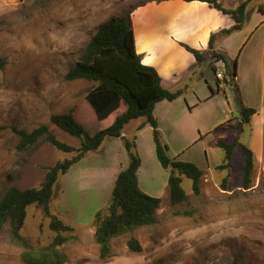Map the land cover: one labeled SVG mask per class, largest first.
Wrapping results in <instances>:
<instances>
[{
  "label": "rangeland",
  "instance_id": "obj_1",
  "mask_svg": "<svg viewBox=\"0 0 264 264\" xmlns=\"http://www.w3.org/2000/svg\"><path fill=\"white\" fill-rule=\"evenodd\" d=\"M156 1H0V199L12 187H40L49 169L77 155L60 151L46 141L19 150V137L12 127L31 132L48 125L60 141L79 148L80 139L50 122L53 114L73 112L91 136L109 126L86 100L96 83L68 81L66 74L80 60L100 25L113 17H132L135 9ZM219 1L229 9L237 8L244 0ZM193 4L202 3H191L185 7V13L174 15L162 10L159 15H149L147 20L152 22L151 28L165 31L171 40V29L184 26L197 9ZM257 5L264 7V0H254L250 7L256 9ZM139 19L136 14L137 33ZM197 20L200 27L202 17L198 14ZM136 121L127 127L126 133L132 131ZM231 122L225 126L235 125ZM186 126L194 130V123ZM162 129L163 141L171 146L170 158L194 163L203 172L199 194L193 191L192 180L183 176L182 187L188 200L176 206L170 204L171 171L162 167L156 148L150 151L148 147L155 145L153 132L149 138L145 133L134 151L144 161L141 187L153 186L149 190L152 197L161 199L159 222L133 231L122 227L110 237L102 257L95 217L101 210L102 218L109 214L118 175L116 166L129 159L125 141L107 138L102 148L88 153L67 173L60 174L50 215L43 206L31 205L22 239H13L9 226H5L0 233V264H28L33 257L52 263L56 256L62 259L61 264H264V167H254L250 188L245 189V154L241 146L234 150L231 167L222 170L217 167L223 164V149L210 147L208 141L182 149L181 139L176 141L172 137L168 124L162 123ZM130 137L133 144L134 138ZM248 137L246 131L238 142L245 145ZM53 217L73 228L62 232L66 239L62 245L54 243L57 234L50 227ZM132 238L142 246L141 252L129 248Z\"/></svg>",
  "mask_w": 264,
  "mask_h": 264
},
{
  "label": "trees",
  "instance_id": "obj_2",
  "mask_svg": "<svg viewBox=\"0 0 264 264\" xmlns=\"http://www.w3.org/2000/svg\"><path fill=\"white\" fill-rule=\"evenodd\" d=\"M16 1L24 2L25 0ZM183 1L205 2L212 8L230 15L235 24L220 32V34L229 35L243 28L248 16V9L253 0H245L235 9L224 8L218 0ZM259 10L264 12V7H260ZM215 36H211L210 48H213ZM183 46L198 61L201 62L206 59L201 51L186 44ZM214 56L226 61L222 54H214ZM236 66L237 63L234 61L232 66L227 67L226 75L230 80H235L237 76ZM66 79L68 81L86 80L96 83L88 91L86 100L97 111L101 120L108 121L109 126L91 136L75 118L73 112L53 114L50 117V122L66 133L80 139L81 146L79 148L60 141L50 131L48 125H41L31 132L12 127V130L19 137V150H25L41 141H46L60 151L77 152V155L71 159L58 162L49 169L40 187L26 190L12 187L4 193L0 199V233L8 225L10 236L13 239H22L21 232L26 222L28 208L31 205H41L48 215L51 214L50 203L54 186L60 174L67 173L88 153L99 150L107 138H122L125 126L132 120L139 118H145V124H149L153 128V141L158 160L163 168L171 171L168 178L170 204L176 206L188 200V195L182 187L183 176L191 179L193 191L196 194L200 193L203 172L194 163L170 158L169 147L161 138L159 122L154 115L157 103L164 100L174 101L182 95L183 90L172 92L166 89L162 85V78L158 71L154 67L142 63L141 57L136 51L134 26L130 14L113 17L99 26L87 44L80 60L68 70ZM236 100L240 108L241 125L250 123L251 118L256 114V110L246 107L238 94ZM239 128L241 129V127ZM122 139L125 141L128 151L129 164L116 177L108 208L109 214L102 218L101 210L95 217L98 227V242L102 245V257L105 256L110 237L118 234L122 227L133 231L141 227L156 225L159 222L157 213L161 199L152 197L141 190L138 171L142 159L134 151L136 148L135 141L132 144L128 139ZM217 146L225 151L223 164L217 167L222 170L231 167L234 150L241 146L240 148L245 154L243 186L245 189H249L255 167L253 152L245 145L240 144L238 139L233 142L219 141ZM225 182L226 179L223 183L224 190H226ZM50 227L57 234L54 239L56 245H62L66 242L62 232L73 231L72 227L64 224L58 217H53ZM128 246L134 252L142 251V246L135 238L130 240ZM54 259V262L49 263L33 257L28 264H61L60 256H56Z\"/></svg>",
  "mask_w": 264,
  "mask_h": 264
},
{
  "label": "crops",
  "instance_id": "obj_3",
  "mask_svg": "<svg viewBox=\"0 0 264 264\" xmlns=\"http://www.w3.org/2000/svg\"><path fill=\"white\" fill-rule=\"evenodd\" d=\"M218 2L220 3L219 0ZM191 3L202 4L200 6L193 4L197 9H194L192 16L186 19L184 26L177 25L171 29L169 35L171 40L167 39L165 31L157 30L156 27L151 28L152 22L147 20L149 15L155 13L159 15L162 10L173 15L175 12L185 13V7ZM259 8L260 5H257L256 9L250 7L243 28L229 35L220 32L235 24L232 17L205 2L156 1L135 9L132 16L135 45L142 63L158 71L162 85L166 89L172 92L183 90L182 95L176 100H164L156 104L154 115L159 122L161 138L165 130L162 129V123L168 124L173 131L172 137L177 138L176 141L181 139L182 149L201 141H208L212 148L218 147L219 141L233 142L236 139L239 141L241 135L249 131L250 137L245 146L253 152L255 166L264 167V12ZM136 14L140 16L139 33L134 23ZM197 14L202 17L200 27L197 26ZM212 35L216 36L213 48H210ZM183 44L201 51L206 59L198 61ZM214 54H222L226 61ZM234 61L237 63V76L235 80H230L226 75L227 67L232 66ZM219 71L224 72V80L217 78L216 73ZM237 94L246 107L256 110L248 124L241 125ZM135 120L137 121L130 133H126V129L134 120L125 126L122 138L130 140L131 135L138 149L140 138L145 133L149 138L153 128L145 124V118ZM185 122L194 123V130L193 127L188 128ZM228 122L235 125L225 126ZM122 138L113 139L124 141ZM165 143L171 149L170 144ZM148 147L152 151L155 145L151 143ZM127 160L126 164L123 161L117 164L116 174L126 169L129 164V159ZM143 163L142 159L138 171L139 186L143 192L152 196L149 190H153V186H148V189L141 187L140 173Z\"/></svg>",
  "mask_w": 264,
  "mask_h": 264
},
{
  "label": "built area",
  "instance_id": "obj_4",
  "mask_svg": "<svg viewBox=\"0 0 264 264\" xmlns=\"http://www.w3.org/2000/svg\"><path fill=\"white\" fill-rule=\"evenodd\" d=\"M216 76H217V78L219 80H224L225 79L224 72L219 71V72L216 73Z\"/></svg>",
  "mask_w": 264,
  "mask_h": 264
},
{
  "label": "water",
  "instance_id": "obj_5",
  "mask_svg": "<svg viewBox=\"0 0 264 264\" xmlns=\"http://www.w3.org/2000/svg\"><path fill=\"white\" fill-rule=\"evenodd\" d=\"M232 83H233V84H235V82H234V81H233Z\"/></svg>",
  "mask_w": 264,
  "mask_h": 264
}]
</instances>
